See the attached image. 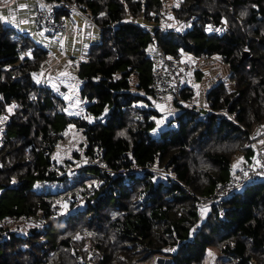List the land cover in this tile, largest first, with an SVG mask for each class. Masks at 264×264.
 Wrapping results in <instances>:
<instances>
[{"label":"trees","instance_id":"obj_1","mask_svg":"<svg viewBox=\"0 0 264 264\" xmlns=\"http://www.w3.org/2000/svg\"><path fill=\"white\" fill-rule=\"evenodd\" d=\"M70 1L102 26L79 66L86 105L76 115L33 77L46 50L0 21V264H135L160 254L169 264H264V180L212 202L204 218L197 197L226 180L236 158L255 155L250 133L264 127V0H179L169 16L164 0ZM127 16L184 27L150 32ZM151 43L173 57L217 56L232 89L218 82L199 108L185 82L182 101L159 123ZM71 126L82 151L61 163L57 149Z\"/></svg>","mask_w":264,"mask_h":264},{"label":"crops","instance_id":"obj_2","mask_svg":"<svg viewBox=\"0 0 264 264\" xmlns=\"http://www.w3.org/2000/svg\"><path fill=\"white\" fill-rule=\"evenodd\" d=\"M54 3L52 0H0V21L4 26L13 29L16 33L29 37L35 46L46 50L47 58L40 69L33 74L34 79L38 83L51 87L63 97V91L74 87L75 89H73L71 95L74 96L76 94L81 99L79 96V88L81 87V82L78 78L79 66L89 58L90 48L100 42L102 26L93 21L88 11H82L79 8L78 13L69 17L62 11L57 12V17H66V31L62 35L55 36L47 28L36 30L34 10L38 7H52ZM125 19L135 20V22H138L150 32H153L156 28H176L180 31L182 26L184 27L183 23L170 24L169 20V23L166 22L168 23L166 24L164 22H147L143 18H134L133 16H127ZM160 51L161 48L152 43L148 46V53L153 58L154 65L157 62ZM26 55L30 56L31 52H26ZM183 56H186L189 60L191 58L196 59L195 56L189 53H185ZM213 58L215 59V68L211 69L209 66L206 68V65H203L200 69L187 71L185 74L186 86L194 95L196 105L199 108L207 107V92L218 82H225L229 89L233 87V83L228 79V66L220 62L217 56H209V60L206 58V61L212 64ZM132 84H136L134 76L132 77ZM152 105L162 112L163 115H169L175 110L171 97L155 101ZM237 162H234L232 173H235L244 163L239 162L237 164ZM203 212L202 214L205 216L207 211ZM210 253L211 250H209L208 254L210 255ZM251 264L256 263L252 262Z\"/></svg>","mask_w":264,"mask_h":264},{"label":"built area","instance_id":"obj_3","mask_svg":"<svg viewBox=\"0 0 264 264\" xmlns=\"http://www.w3.org/2000/svg\"><path fill=\"white\" fill-rule=\"evenodd\" d=\"M52 1L55 2L52 7H38L34 10L35 28L36 30L47 28L53 35L58 36L66 31V17H57V12L62 11L69 17L79 12V6L70 0ZM201 57L206 58V55H201ZM197 69V65L186 56L173 57L161 50L153 67L150 83L155 100L161 101L170 96L176 102H181L179 93L185 83V74L187 71ZM249 143L255 150L253 159L249 163L243 164L226 180L217 183L210 194L197 195L200 204L208 206L250 183L260 179L264 180V127H255L252 130ZM81 162L87 165H96L101 171L113 174L120 172V170H109L101 159L93 160L88 156H82ZM142 168L137 163L132 166L133 170ZM157 172L161 176L167 174L163 169H159Z\"/></svg>","mask_w":264,"mask_h":264},{"label":"rangeland","instance_id":"obj_4","mask_svg":"<svg viewBox=\"0 0 264 264\" xmlns=\"http://www.w3.org/2000/svg\"><path fill=\"white\" fill-rule=\"evenodd\" d=\"M178 1L179 0H164V5H165L164 14L169 16L171 14L170 9H171L172 4L175 5ZM171 24H174V22L171 23ZM185 25H189V24L187 23ZM206 58L209 60V56H206ZM206 58L198 56V57H196V59L191 58V60L197 65L198 69H200V67H202L203 65H206V68H207V66H209L211 69L215 68L214 67L215 59L213 58L214 61L211 64V63L206 61ZM198 81H196V82H198ZM73 89H75V88L73 87L72 89H66L63 92H64V98L68 102L69 111L72 114L76 115V114H78V113L83 111V109H84V107L86 105V102L84 100H82V99H79L76 94H74V96H72L71 92L73 91ZM165 117H169V116L165 115V114L162 115L159 118V123H163L164 120H165ZM6 119H7V114L6 113H3L2 115H0V123L5 121ZM1 127H3V126L1 125ZM161 127H163V126H161ZM69 132L71 134V139L69 141H66L65 143H62L60 148L57 149V155L59 156L58 160L61 163L66 158L67 159H72V156H71V151L72 150H75L77 152H81L82 151V148H81L82 146H81L80 142L82 141L83 137L80 134V132L78 130H76L74 127H72V126L69 127ZM238 159L239 158H236L234 160V162L238 161ZM238 163H239V161L237 162V164ZM76 166L73 167V170L76 169ZM92 172H93L92 170H87L85 172V175H83V176H87L88 177V176L92 175ZM76 179H78V178H76ZM200 205H201L200 206L201 213H204L203 211H205V210L208 211V208L206 207V205H203V204H200ZM63 211H66V204L63 207ZM203 217H204V214H201V218H203ZM32 221H37V220L36 219H32ZM169 249H171V248H166V251L169 250ZM168 259H170V257L160 254V255H155L152 258L148 259V260L137 262L135 264H169Z\"/></svg>","mask_w":264,"mask_h":264},{"label":"water","instance_id":"obj_5","mask_svg":"<svg viewBox=\"0 0 264 264\" xmlns=\"http://www.w3.org/2000/svg\"><path fill=\"white\" fill-rule=\"evenodd\" d=\"M245 55H247V53L245 52ZM3 100L5 101V103L9 102V93L8 92H4L2 94ZM171 259H168V262L170 263Z\"/></svg>","mask_w":264,"mask_h":264}]
</instances>
